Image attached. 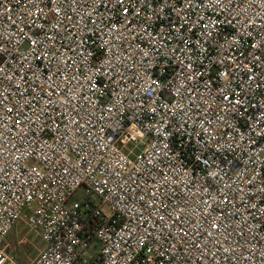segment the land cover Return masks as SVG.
I'll use <instances>...</instances> for the list:
<instances>
[{
	"label": "built area",
	"instance_id": "built-area-1",
	"mask_svg": "<svg viewBox=\"0 0 264 264\" xmlns=\"http://www.w3.org/2000/svg\"><path fill=\"white\" fill-rule=\"evenodd\" d=\"M19 221L25 264H264V0H0V264Z\"/></svg>",
	"mask_w": 264,
	"mask_h": 264
},
{
	"label": "rangeland",
	"instance_id": "rangeland-1",
	"mask_svg": "<svg viewBox=\"0 0 264 264\" xmlns=\"http://www.w3.org/2000/svg\"><path fill=\"white\" fill-rule=\"evenodd\" d=\"M95 201L96 198H95ZM105 209L106 206H104ZM6 252L14 260L29 262L42 249V243L32 232H29L22 221H19L4 241ZM95 243H92L93 246Z\"/></svg>",
	"mask_w": 264,
	"mask_h": 264
},
{
	"label": "crops",
	"instance_id": "crops-1",
	"mask_svg": "<svg viewBox=\"0 0 264 264\" xmlns=\"http://www.w3.org/2000/svg\"><path fill=\"white\" fill-rule=\"evenodd\" d=\"M14 227H15V226H14ZM14 227H13V229H14ZM13 229H12V230H13ZM12 230H11V231H12ZM11 231H10V232H11ZM10 232H9V233H10ZM20 263H21V264H25L26 262H24V261H20Z\"/></svg>",
	"mask_w": 264,
	"mask_h": 264
}]
</instances>
